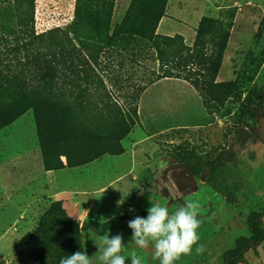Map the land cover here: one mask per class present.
I'll use <instances>...</instances> for the list:
<instances>
[{
    "label": "trees",
    "instance_id": "trees-1",
    "mask_svg": "<svg viewBox=\"0 0 264 264\" xmlns=\"http://www.w3.org/2000/svg\"><path fill=\"white\" fill-rule=\"evenodd\" d=\"M168 3L132 0L112 29L115 0H99L96 39L89 41L59 27L38 32L36 0H0V131L31 111L42 149L66 139L119 142L140 125V99L148 88L164 79L182 80L198 93L210 116L220 113L230 100L239 104L233 115L238 118L232 126L235 142L206 153L178 145L169 154L194 179L236 206L248 186L242 178L240 154L250 134L249 122L256 121V109L264 106V88L244 89L245 64L234 81L217 80L234 27V11L225 19L202 18L190 46L181 35L157 33ZM263 26L264 20L256 40ZM117 60L118 77L111 78L109 70ZM151 62L155 67L146 78H125L128 66ZM107 81L118 85L125 105ZM123 153L120 147L117 154ZM243 210L251 235L239 237L235 247L224 253L222 264H250L246 255H257L264 243V206ZM130 219L118 216L102 225L81 226L62 202H55L25 242L26 250L34 264H59L62 257L85 251L83 232L105 236L112 226ZM126 264H131L130 258Z\"/></svg>",
    "mask_w": 264,
    "mask_h": 264
},
{
    "label": "rangeland",
    "instance_id": "rangeland-1",
    "mask_svg": "<svg viewBox=\"0 0 264 264\" xmlns=\"http://www.w3.org/2000/svg\"><path fill=\"white\" fill-rule=\"evenodd\" d=\"M98 1L36 0V30L41 33L59 27L67 30L73 37L95 41ZM131 1L115 0L111 18L112 29L122 21ZM247 1L171 0L169 5L171 4V16L174 19L168 20L163 30L183 37L192 36L194 28L202 18L225 19L234 11L235 28L231 31V47L226 62L224 60L223 70V74L232 73L233 77L224 82L234 81L245 64L242 77L244 89H262L264 88V30L259 40H256L255 36L264 20V0H249L250 6L247 5ZM238 3L239 6L236 7ZM223 4L229 8L223 9ZM153 67L155 65L152 62L141 67L128 66L125 78L131 76L134 81L146 78L150 74L148 71H152ZM109 73L111 78L118 77V60L111 66ZM110 82L112 81H107L108 87L115 92L117 99L122 97L120 103L125 105L124 96L118 94V85ZM238 106V103L230 100L220 113L210 116L194 88L189 83L177 79H164L156 84V88L151 87L142 95L139 104L140 125L135 127L131 139H126L122 143L126 150L125 156L118 157V164L123 169L129 167V157L134 150L142 161L140 164V160H137L140 175L133 181L136 185H133L132 189L124 190L123 194L124 199L126 198L125 205L135 201V209L131 211L133 214L146 218L147 209L152 206L151 200L153 203L167 207L170 213L192 201L200 205L198 218L207 219L212 214V209L215 212L213 217L217 216V211L219 216L222 215L226 206L225 199L211 187L206 186L202 180L194 179L169 154L178 145H191L199 153L210 152L217 147H228L236 139V132L232 126L238 120L237 116H233ZM229 110L232 111V118L228 115ZM256 114V121L249 122L245 119L251 128L240 158L242 178L248 186L244 195L240 196L238 204L231 206L234 209H257L264 206V106L257 108ZM21 120L20 125L23 126L25 123L27 129L32 130L33 126L36 128L32 112L27 113ZM131 141H135L136 144L131 146ZM2 145L3 143H0V151L3 150ZM108 158L111 157L103 161L110 164L112 161ZM147 159L151 161L147 162ZM123 213H128V210L124 209ZM13 214V210L9 208L6 216L2 217L3 213L0 212V236L10 226L7 225L8 215ZM87 222L95 224L85 221ZM85 223H81V226ZM10 229L11 232L7 234V239L0 248L1 256L5 259L0 256V264H31L25 248L22 253L14 257L16 250L13 247L16 243L13 240L21 235V232L23 234V229L21 231L15 224L11 225ZM26 234L27 232L24 231L23 237ZM90 234L96 236L94 232ZM116 234L118 231L111 236ZM156 263L159 264V261ZM156 263L142 258V264ZM93 264H98V260Z\"/></svg>",
    "mask_w": 264,
    "mask_h": 264
},
{
    "label": "crops",
    "instance_id": "crops-1",
    "mask_svg": "<svg viewBox=\"0 0 264 264\" xmlns=\"http://www.w3.org/2000/svg\"><path fill=\"white\" fill-rule=\"evenodd\" d=\"M169 3L166 17L160 22L157 33L164 36H175L163 30L166 22L174 19L171 16V4ZM250 3L248 0L247 5L250 6ZM222 6H224L223 9L229 8L225 4ZM238 6L239 3L236 7ZM198 25L194 28L192 36H184L186 43L190 46L195 41V29ZM230 47L231 41L229 40L224 55L225 62L229 56ZM224 60L223 68L218 75V82H224L233 77L232 73L229 74L230 76L223 74ZM156 84L151 87L156 88ZM24 116L0 131V143H3V154L0 151V212L3 213L2 217L6 216L8 208L14 212L13 215H8L7 225L10 226L0 236V248L6 241L7 234L11 232V225L15 224L21 231L23 229V234L24 231L27 232L24 237L21 232V235L19 234L13 240L16 243L13 247L16 250L14 257L22 253L24 248L26 249L25 242L37 228L40 218L55 202H62L68 215L80 224L89 221L99 225L103 221L105 223L118 216H127L131 219L137 216L130 211V209H135V201L125 205L126 198L124 199L123 194L124 190L132 189L133 185H136L133 181L140 175L137 165L140 157L135 154L134 150L129 157V167L123 169L118 164V157L126 154L122 143L126 139H131L135 128L127 138L119 142L66 139L54 146L42 149L36 128L33 126L31 130L27 129L25 123L23 126L20 125ZM135 144V141H131V146ZM120 147L124 150L123 154H117ZM107 157H111L108 158L112 161L110 164L103 161ZM150 161L147 159V162ZM124 209L128 210V213L122 214ZM108 212L110 213L107 215ZM211 213L207 219L198 218L201 221L199 243L204 246V252L197 254L194 248L191 255L182 256L176 264H222L224 253L235 247V242L239 237H250L247 224L248 214L244 210L234 209L226 203L221 216L217 211V216L213 217L215 216L213 209ZM128 221L112 226L106 235L111 237V234L117 231L118 234H122L125 244L122 255L126 259H129L130 254L135 251L141 259L146 258L147 261L156 263L157 260L152 258L151 249H140L131 241L132 231L128 227ZM90 232L92 231L83 232V245L93 262H96L99 253L94 240L98 242L102 236L97 234L94 236ZM257 252V255L254 252L246 255L250 264H264V243L257 249ZM28 257L29 263L32 264L29 254Z\"/></svg>",
    "mask_w": 264,
    "mask_h": 264
},
{
    "label": "clouds",
    "instance_id": "clouds-1",
    "mask_svg": "<svg viewBox=\"0 0 264 264\" xmlns=\"http://www.w3.org/2000/svg\"><path fill=\"white\" fill-rule=\"evenodd\" d=\"M147 209V216H135L128 221L132 231L131 241L140 249H151L153 260L159 264H176L182 256L191 255L193 249L197 254L204 252V246L199 243L201 237L198 219L200 205L188 202L179 207L174 213L160 204L153 203ZM134 211V209H130ZM98 248V264H126V257L122 255L125 244L122 234L109 237L105 235L94 240ZM131 264H142V259L135 251L130 254ZM59 264H93L92 258L86 251L62 257Z\"/></svg>",
    "mask_w": 264,
    "mask_h": 264
}]
</instances>
